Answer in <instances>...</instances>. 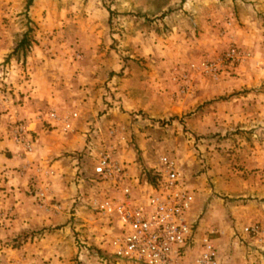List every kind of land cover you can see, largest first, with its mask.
<instances>
[{
  "label": "rangeland",
  "instance_id": "obj_1",
  "mask_svg": "<svg viewBox=\"0 0 264 264\" xmlns=\"http://www.w3.org/2000/svg\"><path fill=\"white\" fill-rule=\"evenodd\" d=\"M227 2L236 32L254 17L253 45L213 30ZM231 45L254 65L187 72ZM248 71L254 85H239ZM55 108L77 114L71 131L43 121ZM18 123L31 124V152L15 148L25 170L8 149ZM110 128L130 174L176 161L196 237L220 232V258L243 264L240 228H264V0H0V264H113L112 230L89 207L105 192L91 170Z\"/></svg>",
  "mask_w": 264,
  "mask_h": 264
},
{
  "label": "built area",
  "instance_id": "obj_2",
  "mask_svg": "<svg viewBox=\"0 0 264 264\" xmlns=\"http://www.w3.org/2000/svg\"><path fill=\"white\" fill-rule=\"evenodd\" d=\"M249 53L234 45L229 46L213 61L200 60L188 66L187 72H199L211 79L224 68L233 69L245 63ZM181 76L188 81L183 70ZM43 121L62 132L72 130L77 119L75 112L62 114L49 109ZM31 124H14L12 143L23 155L31 152L29 134ZM109 142L94 157L91 174L94 182L103 185L101 198L89 201L91 210L105 220L112 230L107 242L108 255L113 264H229L217 253L214 235L206 231L196 237L189 221L194 195L183 183L176 161L168 155L157 157L154 184L139 181V175L130 174L117 153L116 144L122 143L121 131L110 128L106 132ZM45 170L43 177H51ZM43 196V194H40ZM54 212L59 206H52ZM243 264H264V228L250 223L238 232Z\"/></svg>",
  "mask_w": 264,
  "mask_h": 264
},
{
  "label": "crops",
  "instance_id": "obj_3",
  "mask_svg": "<svg viewBox=\"0 0 264 264\" xmlns=\"http://www.w3.org/2000/svg\"><path fill=\"white\" fill-rule=\"evenodd\" d=\"M213 1L215 2V0H213ZM228 3H230V2L225 3L226 4V6H225L226 8L223 10V12L220 13V14L218 13L217 16L215 17L216 18L215 20L216 21H219V25L214 26L215 29H213V30L216 33H218V31H220V34H218V35L221 36V38L223 39V41H227V40H233L234 41V40H240L241 39L242 40V44H246V46L253 45L254 44L253 37H255V34H256L255 32L259 28V26L257 27V24H256L255 19H253L254 17L253 16H247L245 14H244L245 16L244 15L243 16H239L238 20L240 22L246 23L247 26L240 28L241 31H237L236 32V30L234 29V27H232V24L230 22L231 13H230V8L227 6ZM236 35H238V36H236ZM246 48L247 47H245V49ZM247 51L250 53V56H249L248 61H247L246 64H248V65H250V64L254 65L253 60L255 59V56H254L255 53H254V51L251 48H247ZM252 65L249 68L251 71L253 70ZM246 74L249 75L250 74L249 71L247 73H244V74L242 73L244 79L239 80V83L238 84L239 85H242V86H246V87H249L250 85H254L255 80L251 81L250 78L248 79V76ZM42 99L44 101H47L49 99L52 100V101H54V98H52L51 96H43ZM55 110H58V109L55 108ZM67 113H69V112L68 111H65L62 114L65 115ZM15 148H17V147L11 142V140H9L8 149H10L12 151V153H13L12 159L13 160L16 159L19 168H24L23 170H25V166H23V164L26 162V160L25 159H22L21 160L19 158L20 157V154H17V152H15ZM8 162H9V160H7V159H6V162H5V159L2 160L1 164L2 165L5 164L6 167H2V165H0V172L2 173V175L3 174H6L7 177H10V175H9L10 174V171L7 168V163ZM33 172H35L34 173V176L37 179H41L42 178V175L44 173V171L42 170V168L40 166H39L38 171H33ZM37 172L39 174H37ZM20 175H21V173H20Z\"/></svg>",
  "mask_w": 264,
  "mask_h": 264
},
{
  "label": "trees",
  "instance_id": "obj_4",
  "mask_svg": "<svg viewBox=\"0 0 264 264\" xmlns=\"http://www.w3.org/2000/svg\"><path fill=\"white\" fill-rule=\"evenodd\" d=\"M22 43V42H20ZM155 176L150 172H140L139 174V181H146L148 184H154Z\"/></svg>",
  "mask_w": 264,
  "mask_h": 264
}]
</instances>
